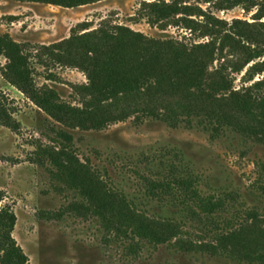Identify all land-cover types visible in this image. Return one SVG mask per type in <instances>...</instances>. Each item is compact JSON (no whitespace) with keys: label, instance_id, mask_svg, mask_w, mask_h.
I'll list each match as a JSON object with an SVG mask.
<instances>
[{"label":"rangeland","instance_id":"1","mask_svg":"<svg viewBox=\"0 0 264 264\" xmlns=\"http://www.w3.org/2000/svg\"><path fill=\"white\" fill-rule=\"evenodd\" d=\"M173 1L182 0H101L74 8L0 0V37L8 36L24 47L33 85L55 91L62 103L79 110L40 107L9 73V61L0 53V190L4 194L0 208L15 213L13 236L29 264H264V260L249 262L208 251L223 250V245H216V233L240 227L252 211L264 215V126L229 107L166 89L130 93L101 107L86 108L80 89L88 83L85 73L53 62L54 55L41 49L68 39L73 31L84 34L103 24L186 45L208 42L210 38L199 29L192 32L176 23L150 22L143 8L146 3ZM182 2L228 25L240 21L264 32L259 5L247 9L221 6L220 0ZM196 12L193 19L204 20ZM257 36L259 55L254 60L248 63L225 54V61H215L210 69L224 64L235 89L249 85L247 71L253 67L250 83L264 81V39ZM242 66L241 72L233 71ZM100 121L108 124L97 130L94 125ZM224 121L245 125L248 131L241 135L232 126H214ZM49 153L66 162L69 155L70 162L85 166L89 185L96 186L98 173L109 189L122 192L139 212L179 224L180 235L153 244L110 232L97 217L96 200L75 189L47 157ZM172 165L178 173L196 179L202 196L224 198L222 212L198 217L174 198L152 196L148 181L168 174Z\"/></svg>","mask_w":264,"mask_h":264},{"label":"trees","instance_id":"2","mask_svg":"<svg viewBox=\"0 0 264 264\" xmlns=\"http://www.w3.org/2000/svg\"><path fill=\"white\" fill-rule=\"evenodd\" d=\"M25 1L74 8L101 0ZM182 1L146 3L143 8L147 10L151 23H176L192 32L199 29L210 38L208 42L186 45L173 39H153L129 27L103 24L84 34L73 31L68 39L42 46L41 49L54 55L53 62L78 68L85 73L88 83L80 89L87 99L86 108L101 107L130 93H154L155 90L166 89L191 94L219 108L229 107L245 114L258 126H264V81L250 83L254 80V67L247 71L249 85L240 89L233 87L228 68L224 64L210 69L215 61L224 62L225 54L229 57L240 56L248 63L254 60L259 55L257 34L259 39H264V32L256 25L240 21L228 25ZM219 4H226L228 8L245 6L247 9L259 5L260 10L264 11V2L258 4L257 0H220ZM196 11L201 13L198 17H204V20L193 19V16L198 15ZM23 48L8 36L0 37V53L8 59L9 73L22 89L40 107L78 113L77 108L62 103L55 91L46 87L38 89L33 85L29 56L24 54ZM242 70L243 66L233 71ZM150 113L151 116L163 119L160 114ZM107 124L100 121L94 127L102 130ZM214 126H232L230 128L241 135L248 131L242 127L245 125L231 121L219 122V125ZM213 129L216 132L217 129ZM62 135L71 139L67 134ZM47 157L57 166L62 176L69 178L75 189L96 200L97 217L110 232L126 235L133 241L146 240L153 244H163L180 235L179 224L155 220L139 212L122 192L109 189L98 173L96 186L89 185L88 169L79 163L77 166L75 162H70L69 155L67 162L50 153ZM261 168L264 175V163ZM196 183L191 175L178 173L172 165L168 174L148 181V190L152 196H160L161 199L174 198L198 217H212L221 213L226 206L225 199L202 196ZM3 200L4 194L0 190V204ZM248 218L232 231L216 233V245H223V250L210 247L208 251L236 256L249 262L264 260V215L260 216L255 210L249 213ZM16 222L12 210L0 208V264H29L28 256L13 236Z\"/></svg>","mask_w":264,"mask_h":264}]
</instances>
